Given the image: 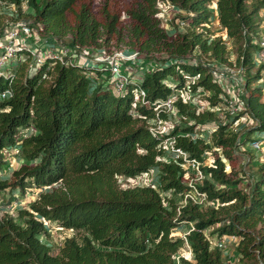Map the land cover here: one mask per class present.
Instances as JSON below:
<instances>
[{
  "label": "trees",
  "instance_id": "1",
  "mask_svg": "<svg viewBox=\"0 0 264 264\" xmlns=\"http://www.w3.org/2000/svg\"><path fill=\"white\" fill-rule=\"evenodd\" d=\"M263 4L0 0V33L25 20L71 46L129 48L156 62L121 94L107 88V78L95 76L93 85L84 67L51 58L29 70L26 57L10 76L0 74V90L11 91L0 100V170L11 164V155L18 159L9 174H0V189L26 196L38 190L26 206L0 212V264H173V254L186 243L191 257H179V264H264V161L246 181L238 154L254 149L248 142L257 134L264 139L261 65H255L258 45L251 41ZM5 14L9 19L3 21ZM214 20L223 33L213 35ZM188 57L193 61L184 60ZM211 62L243 77L244 108L235 114L220 108L228 94L213 79ZM170 85L197 93L208 108L196 109L176 94L177 121L168 132L153 135L146 119L155 114V100L173 93ZM243 115L253 123L237 127L234 122ZM167 135L199 161L203 177L185 175L180 159L166 158L159 144ZM152 168L153 184L117 182L119 175ZM193 186L210 203L185 196ZM182 222L192 225L184 238L174 232ZM50 227L73 233L55 247L45 241ZM213 233L236 237L233 262H224Z\"/></svg>",
  "mask_w": 264,
  "mask_h": 264
},
{
  "label": "built area",
  "instance_id": "2",
  "mask_svg": "<svg viewBox=\"0 0 264 264\" xmlns=\"http://www.w3.org/2000/svg\"><path fill=\"white\" fill-rule=\"evenodd\" d=\"M220 34V33H218ZM252 42L258 45V49L254 53L255 65H261L260 79H264V36H253ZM28 57L29 70L35 69L41 64L45 58L56 59L61 63H72L80 66L81 68H94L98 70L97 78H108L109 86L107 87L115 94H121L125 91L128 83L137 84V80L141 77L145 70L151 69L156 62L148 60L138 51L122 48L119 50L105 51L101 48H87L69 45L63 38H57L51 35L40 34L35 28L29 26L25 20H16L8 26H5L0 33V74L11 75L17 68L19 62ZM191 60L189 57L184 60ZM212 72L213 79H215L221 87L228 94L226 103L221 106V110H227L230 114H235L244 108L243 96L245 95L243 77L239 74L237 69L228 65L218 64L211 62L209 64ZM105 71H107L105 73ZM95 76H90V81L97 82ZM264 83H262L263 85ZM172 94L168 95L165 99L154 101V116L147 118L148 128L154 135L156 133H166L172 127V124L177 121L178 115L175 112L172 99L174 95H181L188 103L194 104L196 109L207 107L198 99V94L189 91L186 88H174L171 86ZM138 89V87H136ZM264 91V85H263ZM140 96L144 94L142 89H139ZM11 94L10 89L6 88L0 90V100ZM135 94V98H137ZM134 106V101L131 102ZM208 108V107H207ZM158 111H164L167 118L159 116ZM222 116V113H219ZM241 122L239 126L248 125L253 123V119L243 115L240 117ZM240 120V119H239ZM237 119L234 124L237 123ZM210 129L207 130L209 132ZM23 134V133H22ZM261 134H257L256 138L251 139L248 145L254 149H262L264 147V139L260 138ZM159 146L165 152L166 158L171 160L180 159V164L186 168V174L193 173L194 179H200L203 174L199 168V161L194 157H189L187 153L180 147L174 144V135H167L162 138ZM155 169L141 172L136 176L119 175L117 182L120 186H134L153 184ZM189 183V182H188ZM193 199L197 204L210 203L205 201L203 192H197L193 189L185 194ZM192 228V225L188 229ZM184 234L181 236L184 238ZM227 238H234L229 236ZM215 243L223 246V240L214 239ZM186 248L182 251H177L173 254V264H179V257L190 259L191 252L187 243Z\"/></svg>",
  "mask_w": 264,
  "mask_h": 264
},
{
  "label": "rangeland",
  "instance_id": "3",
  "mask_svg": "<svg viewBox=\"0 0 264 264\" xmlns=\"http://www.w3.org/2000/svg\"><path fill=\"white\" fill-rule=\"evenodd\" d=\"M7 15L5 14L4 17H2L3 21H6L8 20L9 18L6 17ZM167 16L170 17L171 14L170 12L168 11L167 12ZM261 18V17H259ZM167 27L168 26H172L173 23L170 21H168L166 23ZM180 25V24H179ZM210 28L213 30V35H217L218 33H220L219 29H216L215 27L217 26L216 24H211L209 25ZM179 30H181V26L177 27ZM65 39V38H63ZM228 43V42H227ZM113 46L111 47V50H119V49H122L121 48H118V49H112ZM161 56V55H160ZM255 68H251L250 71H253ZM83 71L85 73H87L88 75L90 76H95L96 75V70L94 68H83ZM107 71H105L106 73ZM261 77L259 76V78L257 79V83L260 84V83H264V79H261L259 80ZM104 80V79H102ZM110 79H105L104 81H106V83L109 81ZM110 84H108L109 86ZM264 85V84H263ZM241 118L240 120H238L235 125H237V127H239V123L241 122ZM242 132H244V130H240ZM244 134V133H243ZM247 147V146H246ZM11 151H14V149H12ZM6 153V152H4ZM252 153V154H251ZM240 158L242 159V169L245 173V176L247 177V180H250V178L253 176L254 172L257 170V168L259 167V163L260 162H263L264 161V147L260 150H256V149H252V148H247L245 151H239L238 152ZM252 155V156H251ZM11 160V164H6L3 171L0 172V174L4 173V175L6 174H9L10 170L12 167H15L17 166V157H13L11 155L10 159ZM190 173V172H189ZM38 190L37 188H33L31 190H29V194L28 196H26L25 193H19L16 189L15 190H10V188H3V189H0V212H2L4 209H9L11 212H15V209L16 207H19V206H26V203L28 200L30 199H33L34 196L37 194ZM178 196H175V199L178 200ZM191 223H187V222H182L180 223V225L178 227L175 228L174 232L178 235L181 236L182 233H185L188 228L190 227ZM213 227V224L208 226L206 229H204V232L207 233L208 230H210L211 228ZM73 231H70L69 229L67 228H62L60 230H55L53 228L50 227L49 229V236L47 239H45V241L47 242H51L53 246L55 247H58L59 245L62 244L63 242V239L72 234ZM210 237L214 240V239H222V238H216V235L213 233V234H210ZM43 238V237H42ZM234 239L236 241V237L234 236ZM228 245H223L221 248H225L227 247ZM230 247V246H228ZM186 248V247H185ZM181 251V250H180ZM230 254L226 255L225 257L228 258L229 261H226L224 260L225 263H229V262H233V260H235L236 256H234V252H230L231 251V248L230 250H228ZM236 255V254H235Z\"/></svg>",
  "mask_w": 264,
  "mask_h": 264
},
{
  "label": "crops",
  "instance_id": "4",
  "mask_svg": "<svg viewBox=\"0 0 264 264\" xmlns=\"http://www.w3.org/2000/svg\"><path fill=\"white\" fill-rule=\"evenodd\" d=\"M258 14H259V17L260 18V22H259V25L257 26L256 28V36H264V4L263 6L259 9L258 11ZM216 16V13H214V17ZM215 20L211 23V24H216ZM217 25V24H216ZM216 29H219L220 33H223V31L221 30V28L217 25L215 27ZM223 240V245H228L230 247H225V248H222V256L223 258L225 259V262L226 261H229L227 257H225L226 255L230 254L228 250H230L231 248V251L230 252H234V256L235 255V251H234V244H235V239L234 238H226V237H222ZM228 253V254H227Z\"/></svg>",
  "mask_w": 264,
  "mask_h": 264
},
{
  "label": "clouds",
  "instance_id": "5",
  "mask_svg": "<svg viewBox=\"0 0 264 264\" xmlns=\"http://www.w3.org/2000/svg\"><path fill=\"white\" fill-rule=\"evenodd\" d=\"M9 164V163H8ZM3 170H0V172H2Z\"/></svg>",
  "mask_w": 264,
  "mask_h": 264
}]
</instances>
